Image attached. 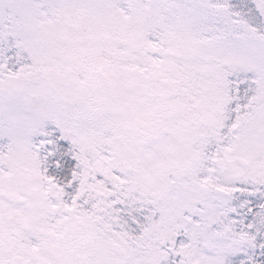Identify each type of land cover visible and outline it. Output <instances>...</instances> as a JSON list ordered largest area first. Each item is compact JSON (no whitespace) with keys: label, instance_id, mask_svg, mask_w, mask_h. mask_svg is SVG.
Returning a JSON list of instances; mask_svg holds the SVG:
<instances>
[{"label":"snow or ice","instance_id":"6c2138e0","mask_svg":"<svg viewBox=\"0 0 264 264\" xmlns=\"http://www.w3.org/2000/svg\"><path fill=\"white\" fill-rule=\"evenodd\" d=\"M0 264H264V0H0Z\"/></svg>","mask_w":264,"mask_h":264}]
</instances>
